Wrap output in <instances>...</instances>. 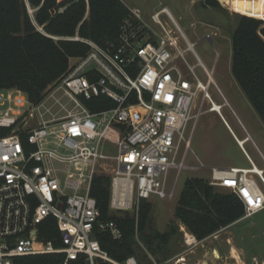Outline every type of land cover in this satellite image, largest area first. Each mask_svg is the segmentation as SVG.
<instances>
[{
  "label": "built area",
  "instance_id": "obj_1",
  "mask_svg": "<svg viewBox=\"0 0 264 264\" xmlns=\"http://www.w3.org/2000/svg\"><path fill=\"white\" fill-rule=\"evenodd\" d=\"M221 5L228 3L223 0ZM29 11L33 14L30 7ZM130 12L113 43L101 46L79 37L64 38L82 41L90 49L83 57L71 58L67 72L49 87L47 96L60 86L71 103L63 116L28 129L42 102L32 104L18 89L0 90V127L12 129V134L0 138V264H15L18 257L53 254L65 255L59 264H139L134 256L116 261L96 239V230L114 240H121L123 234L114 221H100L97 201L91 196L94 177L111 178V211L138 216L142 200L172 199L184 170L206 168L201 162L186 164L190 143L186 133L195 119L217 113L237 142L245 144V139L239 142L223 116L224 107L234 117L236 114L195 50L189 51L188 44L183 49L162 22V15H169V10L164 8L152 17L162 31L157 38L150 37L140 23L141 10ZM187 53L193 55L195 66L189 65ZM195 67L209 80L202 82ZM212 86L223 99L221 105L210 94ZM101 96L114 106L91 111L85 101ZM206 104L209 107L202 110ZM183 144L185 154L181 157ZM246 156L249 168H210L209 184L234 193L245 207L244 218H250L264 211V170L258 171ZM108 162L113 164L111 170L106 169ZM174 174L177 180L173 186L170 180ZM48 218L57 221L61 247L40 238L38 227ZM179 231L188 253L201 246L202 241L184 225L180 224ZM164 264H187L186 255Z\"/></svg>",
  "mask_w": 264,
  "mask_h": 264
},
{
  "label": "trees",
  "instance_id": "obj_2",
  "mask_svg": "<svg viewBox=\"0 0 264 264\" xmlns=\"http://www.w3.org/2000/svg\"><path fill=\"white\" fill-rule=\"evenodd\" d=\"M199 3L221 9L218 0ZM229 4L232 12L244 15L239 16L231 34L232 74L264 124V0H231ZM130 15L121 0H0V90L18 89L39 105L49 87L67 72L70 59L89 52L90 47L82 41L64 38L79 37L101 46L113 43ZM85 103L93 112L114 106L103 96ZM10 134L12 129L0 127V138ZM21 137L26 144V134ZM110 187L109 176L96 175L91 196L97 201L100 221H114L123 236L114 240L96 230L95 237L103 250L120 262L134 256L139 264H164L170 259L172 241L182 235L180 224L204 241L245 217V207L234 193L217 190L205 179L188 178L175 209L178 224H169L161 233L153 227L152 204L146 200L140 202L138 216L111 211ZM38 230L41 239L61 247L55 218H48ZM64 259L63 254L18 257L15 264H59Z\"/></svg>",
  "mask_w": 264,
  "mask_h": 264
},
{
  "label": "rangeland",
  "instance_id": "obj_3",
  "mask_svg": "<svg viewBox=\"0 0 264 264\" xmlns=\"http://www.w3.org/2000/svg\"><path fill=\"white\" fill-rule=\"evenodd\" d=\"M121 1L132 10L135 8L141 10L142 22L140 21V23H142L145 27V31L152 38H157V36H161L162 34L159 26L155 25L152 21L153 15L157 14L164 8H167L171 12L186 40L181 37V33L177 31L166 14L162 15V22L167 29L171 30L173 36L177 39L178 44L183 49L187 48V42L193 44L195 52L210 75V79L215 81L237 118L245 126V129H247L250 134L254 135V139L264 152V124L250 105L241 88L236 83L231 70V34L236 27L239 16L244 15L232 12L228 8V5L223 6L221 3L219 4L221 9H215L212 7H205L194 0ZM230 1L231 0H228V2ZM133 22H136V20H133ZM186 57L189 65L195 66L196 60L193 55L187 53ZM181 68L186 71L183 66H181ZM195 73L202 82L209 80L200 67H195ZM210 94L217 105L223 103V99L217 93L214 86L210 89ZM70 106L71 103L65 98L61 87L58 86L38 106L37 116L31 121L33 125L29 123L27 128H33L32 126H34V124H38L43 120H51L52 118L63 116L69 110ZM208 107L209 106L206 104L202 110H206ZM217 109L216 106L215 110ZM199 111L200 106H198L196 114H198ZM222 113L231 125L235 135L239 138L238 140L241 142L245 133H243L244 130L242 131L234 114L228 107H224ZM186 139L190 142L189 149L187 150L188 155L186 164L197 166L201 162L206 168L198 171L184 170L180 174L175 188V195L172 199H158L150 202L152 204L153 227L161 233L167 231L169 224H178V221L175 218V209L186 179L201 178L210 181V168L219 165V163L237 162L239 167L242 168L250 166L245 154L238 149L239 147L236 145L237 143L235 139L232 137L217 113H204L195 119L193 123L191 122L186 133ZM184 145L185 144H183L181 149V157L185 154ZM245 149L256 161L257 169H262L264 164L262 157L259 155L261 164L254 157L253 152L250 150V145H246ZM113 151L115 152V149L111 150L110 153ZM105 166L108 170L113 168L111 162H108ZM176 180L177 178L174 174L170 180L171 185L174 186ZM217 190L231 192L230 190ZM234 230L235 233L242 238V245L248 251V256L245 258L241 257V262H239V257L236 255L237 258H230L228 263L264 264V211L250 218H245L239 226L234 228ZM216 238V234L211 236L209 242L203 247L205 249L200 246L194 250H200L199 252L204 250L205 252L206 249L213 247L211 246V242H215ZM186 249L187 248L183 243V236H176L170 245V260L173 261L185 254L187 264H197L199 258L195 260V258L192 257L199 254V252L191 254L188 253ZM225 263L226 260L222 262V264ZM210 264H214V261L211 260Z\"/></svg>",
  "mask_w": 264,
  "mask_h": 264
},
{
  "label": "crops",
  "instance_id": "obj_4",
  "mask_svg": "<svg viewBox=\"0 0 264 264\" xmlns=\"http://www.w3.org/2000/svg\"><path fill=\"white\" fill-rule=\"evenodd\" d=\"M128 8H130V7H128ZM168 17L174 23V25L177 27V29L179 30L180 27H179L178 23L176 22V20L174 19V17L171 14V12H170V14H169ZM190 44H192V43H190ZM235 118L237 119L238 122L240 121L237 118V116H235ZM241 124H239V125L242 128V131L244 130L243 133L246 134V136L244 134L243 140L247 138V141L245 142V144L243 146H241L237 142V140L235 139V137L233 136V134L230 132V130H228L230 132V134L232 135V137L235 139V141L237 143L236 145L239 147L238 149L240 151H242V153H244L245 156H246V153L250 156V154L248 153V151L245 149V146L246 145H250V150L253 152V155L256 158V160L259 163H261L260 160H259L260 159L259 158V155H260V157H262V161L264 163V152L261 150L259 144L254 139V135L250 134L249 131L247 129H245V126L243 124L242 125ZM250 158L252 159V161L256 165V161L251 156H250ZM246 159H247V156H246ZM247 161L249 163V160L248 159H247ZM249 165H250V163H249ZM214 167H217V168H242V167H239V165H238L237 162L236 163H234V162L219 163V165L214 166ZM249 167H247V168H249ZM262 170H264V164H263ZM244 219L245 218H243L240 221L234 223L230 227H228L226 229H223L220 232H218L216 234L217 238L215 239V242H211V246H213L212 248L206 249L205 252H204V250L203 251L201 250V252H199L200 250H193V252L191 254H194V253L199 252V254H197L196 256H193L192 257V258H195V260L197 258H199L197 264H210L211 260L214 261V264H222L221 262H224V260H226V263L225 264H229L228 263L229 262L228 260L230 258H237L236 255L239 257L238 258L239 259V262H241V257H244L245 258L246 256H248V251L242 245V238L239 237V235L237 233H235V230H234V228H236L237 226H239L241 224V222L244 221ZM210 238L202 241V244H201V247L202 248L204 247V245L206 243L209 242V239ZM203 249H205V248H203ZM216 252L218 254V255H216L217 257L214 256V254H216Z\"/></svg>",
  "mask_w": 264,
  "mask_h": 264
},
{
  "label": "bare ground",
  "instance_id": "obj_5",
  "mask_svg": "<svg viewBox=\"0 0 264 264\" xmlns=\"http://www.w3.org/2000/svg\"><path fill=\"white\" fill-rule=\"evenodd\" d=\"M168 15V14H167ZM169 16V15H168ZM182 37L186 40V38L182 35ZM187 44H188V48H189V51H191V52H193V49H194V47H193V45L192 44H190V42H187ZM217 106V105H216ZM216 108V107H215ZM217 108H218V106H217ZM214 111H217V110H215L214 109ZM247 141V138L245 139V142ZM240 142V141H239ZM258 171H260V170H258ZM216 255H218L217 254V252H216V254H214V256L215 257H217ZM222 263V262H221Z\"/></svg>",
  "mask_w": 264,
  "mask_h": 264
},
{
  "label": "water",
  "instance_id": "obj_6",
  "mask_svg": "<svg viewBox=\"0 0 264 264\" xmlns=\"http://www.w3.org/2000/svg\"><path fill=\"white\" fill-rule=\"evenodd\" d=\"M222 2V0H218V3L220 4Z\"/></svg>",
  "mask_w": 264,
  "mask_h": 264
}]
</instances>
